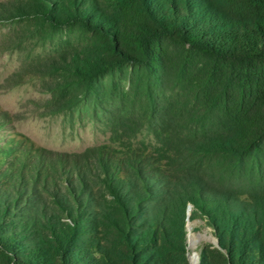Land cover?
I'll return each mask as SVG.
<instances>
[{"label":"trees","instance_id":"1","mask_svg":"<svg viewBox=\"0 0 264 264\" xmlns=\"http://www.w3.org/2000/svg\"><path fill=\"white\" fill-rule=\"evenodd\" d=\"M30 15L61 36L56 91L145 102L181 173L115 180L111 205L82 177L75 207L57 197L72 222L0 188V264H190L187 207L217 239L198 264H264V0H30Z\"/></svg>","mask_w":264,"mask_h":264},{"label":"rangeland","instance_id":"2","mask_svg":"<svg viewBox=\"0 0 264 264\" xmlns=\"http://www.w3.org/2000/svg\"><path fill=\"white\" fill-rule=\"evenodd\" d=\"M29 12L30 0H0L1 190L24 187L31 197L35 188L37 199L72 222L57 197L75 207L70 187L81 195L82 177L102 203L111 205L115 180L180 175L173 155L162 151L173 136L164 132L157 138L151 117L142 118L145 102L123 106L109 98L74 104L69 94L56 91L61 78L46 64L56 57L61 36L45 39ZM135 121H141L138 129ZM191 210L187 207L185 254L190 264H198L201 248L217 245V239L201 217L189 220Z\"/></svg>","mask_w":264,"mask_h":264},{"label":"water","instance_id":"3","mask_svg":"<svg viewBox=\"0 0 264 264\" xmlns=\"http://www.w3.org/2000/svg\"><path fill=\"white\" fill-rule=\"evenodd\" d=\"M190 209H191V207H190Z\"/></svg>","mask_w":264,"mask_h":264}]
</instances>
